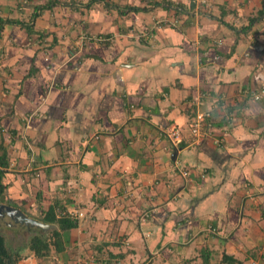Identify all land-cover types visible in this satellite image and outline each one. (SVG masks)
<instances>
[{
  "label": "crops",
  "instance_id": "obj_1",
  "mask_svg": "<svg viewBox=\"0 0 264 264\" xmlns=\"http://www.w3.org/2000/svg\"><path fill=\"white\" fill-rule=\"evenodd\" d=\"M262 9L0 0L12 22L0 30L1 221L31 237L57 230L42 220L50 206L83 214L60 251L24 248L17 264H264ZM198 109L210 118L197 142Z\"/></svg>",
  "mask_w": 264,
  "mask_h": 264
},
{
  "label": "trees",
  "instance_id": "obj_2",
  "mask_svg": "<svg viewBox=\"0 0 264 264\" xmlns=\"http://www.w3.org/2000/svg\"><path fill=\"white\" fill-rule=\"evenodd\" d=\"M259 17H264V9H262V11L260 12ZM8 22L0 19V30H1L2 25ZM6 166H7V163L4 160V156H0V198H2L4 189H5V186L2 183V176L4 174V168H6ZM42 220H43V223L46 225L48 224L57 225V230H53V233H52L53 238L51 239L52 243H49L48 241L42 239L41 236H39L38 232L43 229H38L36 231V234L34 233L32 238L30 239L28 249L36 257L41 258V259L49 255L50 249L52 247L54 248V250L60 251L62 249L61 248V245H62L61 233L71 230L73 228H76L77 226L76 219L70 217L68 214L57 215L52 206H50L49 209L45 212ZM4 234L5 233H0V264H17L18 261L24 257V255L22 254L23 249H18L16 251V253L18 252V254H14L12 251H10L7 247V244H6L7 238L5 237ZM222 262L225 264H240L238 261L234 260L232 257L226 256V255H223Z\"/></svg>",
  "mask_w": 264,
  "mask_h": 264
},
{
  "label": "built area",
  "instance_id": "obj_3",
  "mask_svg": "<svg viewBox=\"0 0 264 264\" xmlns=\"http://www.w3.org/2000/svg\"><path fill=\"white\" fill-rule=\"evenodd\" d=\"M144 36L148 37V33L144 30ZM264 93V89L261 91ZM5 96V91L0 89V100ZM255 98H259V95H256ZM196 105H201L202 101L200 98L194 99ZM210 118V114L208 112H204L201 110H196L193 112L192 117L189 120L188 130L191 136L194 138L195 141H201L208 136V119ZM166 137L171 142L172 145L178 146L181 143V129L177 126H171L165 132ZM181 175L183 177H188L189 172L187 170H181ZM77 217L80 218L83 216L80 212H74ZM70 216V215H69Z\"/></svg>",
  "mask_w": 264,
  "mask_h": 264
},
{
  "label": "rangeland",
  "instance_id": "obj_4",
  "mask_svg": "<svg viewBox=\"0 0 264 264\" xmlns=\"http://www.w3.org/2000/svg\"><path fill=\"white\" fill-rule=\"evenodd\" d=\"M2 212L3 209L0 207V233H5L4 235L7 238L6 244L8 249L12 251L14 254H18V252L16 253L18 249L28 248L29 241L32 238V236L31 237H28V235L26 236V232H23L24 229L22 228L21 230V227L20 228L17 227L18 223L16 224V220H11V223L9 225L6 222L5 223L2 222L1 221V216L3 214ZM39 232L38 234L39 236L42 237V239L48 241L49 243H52L51 241V239L53 238L52 229H48V226H46L45 229Z\"/></svg>",
  "mask_w": 264,
  "mask_h": 264
}]
</instances>
